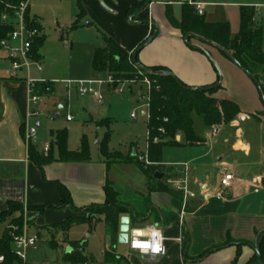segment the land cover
I'll return each instance as SVG.
<instances>
[{"label": "rangeland", "instance_id": "1", "mask_svg": "<svg viewBox=\"0 0 264 264\" xmlns=\"http://www.w3.org/2000/svg\"><path fill=\"white\" fill-rule=\"evenodd\" d=\"M80 1L86 11L82 24L93 23V27L71 30L80 13L78 0H32L30 6L31 18L37 19L44 28L43 33L39 31L37 39L42 40L38 55L42 59L43 72L37 74L32 68L33 79L39 83H45L46 86L39 92L42 97L39 104L40 115L33 119L34 124H40V128L37 130L38 142L36 146L43 150L47 145H50L51 152L56 158L58 156V148L55 145L57 142L56 133L58 131L67 132L68 150L77 151L85 138L89 148L90 161L96 162L102 158L100 145L109 135V150L113 154L110 155L108 163L113 168L111 176L115 178L114 182L116 181L118 187L124 190L131 188L135 192L147 196L152 182L144 172L148 171L150 179H153L156 173L165 174V179L160 184L156 183V187H159L158 190L167 189V181L174 176V171L162 164L152 163L149 158L145 159L148 135L147 118L143 116L145 110H140L138 104L139 96L144 93L141 87L130 86V88L128 85L124 88L125 93L120 95L103 89L101 92L104 94L105 102L99 105L91 98L78 97L74 91L69 96L65 83L73 80H107V73H98L93 67L95 52L105 47L103 35L106 34L114 40L117 38L126 43L135 42L144 35L143 40L141 39V42L133 50L135 52L152 38L148 30L149 27L145 24L147 23L145 19L150 16L155 20L159 32L155 40L140 52L139 61L141 63L150 65L153 61L164 58L175 64L184 62L187 65L186 72L191 77H195L201 71L200 59H187L180 54V51L172 47L164 7L147 8L140 21L144 24L131 26L127 19L126 24L123 25L116 20L114 14L118 13L116 11L118 8H111L108 0ZM123 1L116 0L118 5ZM176 1L181 3L183 0ZM189 1L171 6L176 20H181L183 6H191ZM191 1L197 5L201 3L208 5L205 14L206 20L211 23H228L233 38L240 31L242 8L251 6L254 8L252 9L254 23L262 27L264 37V0ZM123 16L127 18L126 12L123 13ZM211 53V59L202 56L201 60L207 61L210 68H217L220 71L225 88L222 94L225 95V99L234 102L240 101L245 111H254V96L258 100L261 96L255 82L240 70L255 90V95L252 98L242 80L236 76L224 75L225 68L220 55L214 51ZM2 55L3 53L0 52V65L3 62ZM188 68L192 69L188 70ZM260 80L263 84L264 78H260ZM54 87L55 92L53 93ZM68 101L69 107H67ZM60 106L63 107V110L59 109ZM132 113L137 115L135 120L131 119ZM68 117H72V122H68ZM239 128L252 131L260 127L257 122L250 120L240 125ZM194 129L196 136L203 141V145L194 148H167L164 152L163 163L165 165L190 164V175L195 176L198 180L193 184L192 189L198 193L202 184L216 186L219 182L223 173L222 166L228 163L233 156L231 147L236 131L231 126H225L215 133L206 128L202 119L197 116H194ZM209 134L212 135V138H208ZM171 140L183 143L181 134H177ZM165 141L168 142L170 139H165ZM41 155L49 159L45 154L41 153ZM141 157L144 158V161L140 160ZM222 158L223 160L220 161ZM197 164L200 165L199 168H197ZM114 166H117L116 169ZM194 169L197 170L194 171ZM207 174L211 175L210 180H208ZM112 204L124 205L118 199L114 200ZM16 213L19 214L17 218L19 225L15 224L12 227L18 232L14 235H21L25 229H28L30 235L39 236L35 248L28 251L29 264H125L127 259L130 262L135 261V264L139 263L133 258L128 244L121 245L119 240L113 242L111 231L103 218L99 220L87 219L86 222L74 224L67 229H59L58 225L44 229L43 227L48 226L47 220L42 219L35 225L37 218L35 212L21 206ZM78 214L76 212V215L71 218H77ZM125 216L138 223L135 216L129 214ZM15 219V217L11 219L10 223H0V239L4 237ZM83 250L85 253H82ZM105 252L113 254L112 263L105 261Z\"/></svg>", "mask_w": 264, "mask_h": 264}, {"label": "crops", "instance_id": "2", "mask_svg": "<svg viewBox=\"0 0 264 264\" xmlns=\"http://www.w3.org/2000/svg\"><path fill=\"white\" fill-rule=\"evenodd\" d=\"M108 1L111 8H118L116 10L118 13H115L114 16L120 24H126V19L131 26L144 24L140 22L144 12L137 15L133 19V23L129 22L130 17L127 15V11L131 7L143 0H124L120 5H118L116 0ZM186 2L187 0L181 3L176 0L164 2L162 0H152L151 5L147 8L155 6L164 7L166 15L168 6L173 7ZM190 2L194 3L191 0L188 3ZM31 4L32 0L30 6ZM201 5L204 6L203 16L206 20L205 14L208 5L204 3H201ZM243 8L254 9L251 6ZM124 12H126L127 18L123 16ZM28 15L30 20L35 22L40 28V32L43 33L44 28L40 22L37 19L31 18V9H29ZM145 20L147 21L145 24L148 25L150 33L152 34L153 29L156 31V35L152 40L153 42L159 30L155 25L153 17L150 16ZM166 20L172 47L180 51V54L187 59H200L201 71H199V75L191 77L186 72V63L175 64L165 58L151 61L152 64L145 65L139 61L138 55L139 64L146 68L165 67L170 74L189 88H208L217 84L218 71L216 68H210L207 61L201 60L202 56L206 55L188 47L180 31L171 26L167 17ZM89 26L93 27L94 24L85 22V25L81 28ZM100 26L102 25L100 24ZM143 36L132 43H126L117 38L113 40L129 54H134L136 51L133 52V50L141 42ZM190 42L192 45L198 46L208 52L210 56L212 55L211 51L219 54L221 60L223 59L224 75L228 74L230 77L236 76L242 80L247 86V92L251 93L253 98L255 90L252 88L250 81L244 78L241 74L243 71L236 64H232L230 58L228 59L224 56L213 45L195 39H192ZM0 52L3 53V62L0 65V215L9 210L10 203H17L26 209H40L47 206L58 208L61 204V196L57 184H61L68 189L75 209L85 210L93 206L104 207L107 203L104 189L109 184L112 186L114 192L118 194L117 199L122 204L128 206L132 211V215L138 220L137 223L129 219V228H145L155 225L162 230L166 239V255L157 260H148L139 253L131 251L133 258L138 260L140 264H260L255 252V246L259 234L264 232V103L261 96L260 100L262 104L254 96V111L250 112L245 111L240 101H236L239 104L242 115L229 125L236 131L233 138L234 143L231 147L233 156L228 163L222 166L223 173L216 186L202 184L199 192L196 193L192 189V186L198 180L195 176L190 175V187L195 194V198L190 199L184 209L183 195L181 193L170 189L168 186H166L167 189L162 190H158L159 187H156V183L160 184L165 177L163 180L157 181L154 179L155 175L153 179H150L149 173H146L149 180L152 181L147 196L137 193L131 188L124 190L118 187L115 183L116 181L114 182L115 178L111 176L113 168L109 166L108 161L103 157L96 162L90 160L84 163L63 162L60 159L59 149L58 156L54 158L51 146L49 145L50 151L45 155L52 159L53 162L43 167L36 165L30 158L29 147L26 142L28 88L25 81L26 73L14 74L6 60L5 52L1 49ZM35 60L41 65L42 59L39 55ZM191 69L188 68V70ZM35 73L41 74L36 71ZM222 86L224 87V82ZM223 91H225V88L216 96L220 100H225V95L222 94ZM67 107H69V101ZM59 109L63 110V107L60 106ZM250 120L257 122L260 128L252 131L239 128L240 125ZM30 125H35L37 129L40 128V124H34L33 120L30 121ZM37 142L36 140L31 145L37 152L44 154L43 150L37 148ZM55 145L58 148V142ZM166 149L163 151V156ZM163 156L161 164L169 170H173L174 176L180 174L183 169L179 165L182 164L165 165L163 163ZM222 160L223 158L220 159V161ZM188 163L193 164L195 162ZM188 165L190 173V164ZM196 166L199 168L198 166L200 165L197 164ZM116 167L114 166L115 169ZM224 174H232L235 179L231 189L227 192L226 199L218 200L216 194L223 190L221 180ZM207 178L210 180L211 175L207 174ZM36 215L35 225L42 219L47 220L48 226H42L45 229L65 222L76 215V211L73 208L65 207L49 209L42 215H38L37 213ZM14 217L17 219L19 214L15 213L9 220L0 223H10ZM122 218H126V216ZM12 227L13 223L10 225V228ZM255 257L257 258L255 259ZM125 264H135V261L130 262L127 259V263Z\"/></svg>", "mask_w": 264, "mask_h": 264}, {"label": "trees", "instance_id": "3", "mask_svg": "<svg viewBox=\"0 0 264 264\" xmlns=\"http://www.w3.org/2000/svg\"><path fill=\"white\" fill-rule=\"evenodd\" d=\"M79 1V15L76 22L73 24L71 30H77L83 27L82 21L86 16V11ZM18 0H0V17L5 10L6 5L15 6ZM148 0H143L137 3L127 11L130 17L141 10ZM166 17L171 26L182 34L185 38L187 34H193L201 37L206 41L212 42L214 45L220 47L222 54L229 57L225 52H228L234 60L245 70L248 71L262 86L264 92V84L260 78H264V37L261 26L254 23V12L252 9L243 8L241 10V27L239 33L233 38L231 36L230 26L224 23L210 24L204 16L198 15L193 6H183L182 17L177 21L173 16V11L170 6L167 7ZM32 28L40 31V28L35 22L30 24ZM12 30V27L4 25L0 22V43L7 39V35ZM152 31V36L155 34ZM105 47L95 52L93 58L94 70L98 73H107L113 76L117 82H140L144 77L149 78L154 83V91L152 93L150 118L146 122L148 138L147 155L149 160L154 164L162 163L163 151L166 148H185L202 146L203 141L196 136L194 129V116L200 117L206 128L217 132L223 126H229L236 121L241 115V109L237 103L232 100H220L216 96L224 90V87L214 88L220 81L218 75V83L212 87L203 88L206 90L197 91L187 87L181 83L175 76H160L159 73H170L165 67H153L149 69L140 68L138 56L136 62H133V55L122 49L113 39L103 35ZM42 44V40H36L33 47L34 59L38 58V49ZM143 47V46H142ZM140 47V48H142ZM1 49V46H0ZM139 50V49H138ZM137 50V51H138ZM136 51V52H137ZM140 53V52H139ZM138 53V55H139ZM142 76H140V74ZM180 83L187 89L181 87ZM43 84L37 85V91L45 88ZM262 99V97H261ZM263 102V99H262ZM264 103V102H263ZM167 120V122H165ZM165 131V134L161 133ZM177 134H181L183 143H176L171 139L175 138ZM58 142V149L60 159L63 162L84 163L90 160V153L86 139L81 142V146L77 152H70L67 148V132L58 131L56 133ZM158 138L159 143H154L153 139ZM165 139H170L166 142ZM109 135L101 143V156L108 161L110 155L109 150ZM29 155L31 160L43 167L51 162L52 159L44 158L37 150L30 145ZM148 173V171H145ZM61 204L58 208L54 206H47L40 209H28L38 215H42L49 209H60L65 207L73 208L79 216L77 218H69L65 222L58 224L59 229H67L74 224L86 222L88 216L92 219L103 218L105 224L111 231L113 242H116L120 233L121 218L125 215H132V211L126 205H113L112 202L118 198V194L114 192L111 185L107 184L105 187V195L107 198L106 206H93L85 210H78L73 207L72 198L68 189L57 184ZM21 205L17 203H10L9 210L0 215V222L9 220ZM19 220L13 221V226L19 225ZM66 223V224H65ZM63 228V226H65ZM18 234L17 230L13 228L12 233H6L0 239V255L5 257L2 264H14L16 259L13 254V235ZM83 253V252H82ZM81 255L83 256V254ZM260 254L264 260V237L260 243ZM105 261L112 263L114 256L110 252H105ZM257 257H255L256 259Z\"/></svg>", "mask_w": 264, "mask_h": 264}, {"label": "built area", "instance_id": "4", "mask_svg": "<svg viewBox=\"0 0 264 264\" xmlns=\"http://www.w3.org/2000/svg\"><path fill=\"white\" fill-rule=\"evenodd\" d=\"M31 0H18L15 6L6 5L5 10L1 14L0 22L4 25L12 27V30L7 35V39L3 40L0 43L1 50L6 54V60L9 63L12 72L18 74L21 72L26 73V84H27V132H26V142L28 147L36 142L37 140V127L35 125H30V121L34 118H37L40 115L38 110L41 98L40 94L37 91L39 83L35 81L31 75L32 68L36 72L42 73L43 69L33 56V47L35 41L39 37V30L32 28L28 13L30 9ZM190 5L193 6L198 13L202 16L204 14V6L201 4H195L190 2ZM142 76L141 73H139ZM68 93L75 92L78 97L85 99L91 98L99 105H102L105 102L104 94L101 90L106 89L113 92L116 95L125 93V87L140 86L142 93L139 96L138 104L140 105V110H145L143 116L149 120L152 93L154 91V83L147 77H144L140 82L130 81V82H117L113 76L108 75L107 80H73L65 83ZM130 87V88H131ZM145 88V89H143ZM137 118L136 113L131 114V119L135 120ZM68 122H72V117H68ZM167 122V120H165ZM162 134H165L164 130H161ZM148 135V134H147ZM212 135L209 134L208 138H211ZM149 138V136H148ZM154 143H159L158 138L153 139ZM50 151V146L47 145L43 149L44 154H48ZM147 154V152H146ZM145 159H148L146 155ZM141 161H144V158H140ZM147 162V160H146ZM183 170L180 174L173 176L167 181V186L183 195V206L184 209L187 206V202L190 199L195 198V194L192 192L190 184L191 178L189 173V165L182 164L179 165ZM234 176L232 174H224L221 180V187L223 190L216 194L218 200H225L227 192L232 187L234 181ZM153 232H159L163 237L162 240H159V237H154ZM159 240L161 245L160 251H153V248L156 246V241ZM39 241L37 235H30L28 229H25L24 233L21 235H13V254L15 256L14 264H29L28 262V251L35 248ZM166 239L163 236L162 230L155 226L150 225L143 229L129 228L128 233V245L131 251L139 253L144 258L148 260H157L158 258L164 257L166 255ZM139 244H149L150 247L145 251L139 246H134ZM5 261V257L0 255V264Z\"/></svg>", "mask_w": 264, "mask_h": 264}, {"label": "water", "instance_id": "5", "mask_svg": "<svg viewBox=\"0 0 264 264\" xmlns=\"http://www.w3.org/2000/svg\"><path fill=\"white\" fill-rule=\"evenodd\" d=\"M183 1H185V0H183ZM151 3H152V0H148V2L146 3V5H145L141 10H139L137 13H135L133 16L130 17L129 22H130V23H133V19H134L137 15L142 14V13L144 12V10H145L148 6L151 5ZM155 35H156V32H155V34L152 36V38L148 41V43H147L145 46L149 45V44L152 42V40L154 39V36H155ZM192 39L198 40V41L203 42V43H206V44L213 45V46L217 47L219 50H222L220 47L214 45L212 42L206 41V40H204L203 38L198 37V36H195V35H193V34H187V35L185 36V38H184V40H185V44H186L188 47H190V48H192V49H194V50H197V51H200V52L204 53L209 59H211L210 54H209L208 52H206L205 50H203L202 48H200V47H198V46H195V45H192L191 42H190ZM145 46H143V47L140 48L137 52L134 53V55H133V62H136V58H137V56H138V53H139V52H140ZM225 53H226L227 56L233 61L234 64H236V65H237V66H238V67H239V68H240L245 74H247V75H248V76H249V77L255 82V84L257 85V88H258V90H259V93H260V95H261V97H262V99H263V102H264V92H263V89H262L261 84H260V83H259V82H258V81H257L252 75H251V74H249L247 70H245L244 68H242V67H241V66H240V65L234 60V58H233L228 52H225ZM212 62H213V61H212ZM213 63H214V62H213ZM140 68L144 69L142 66H140ZM216 70H217L218 73H219V76H220V82H219L216 86H214V87H212V88H208L207 90L214 89V88H219V87H221L222 84H223V79H222V76H221V74H220V71H219L217 68H216ZM158 75H160V76H170V77L173 76V75L170 74V73H159ZM180 85H181L182 88L187 89V88H185L181 83H180ZM192 89L197 90V91L206 90V89H203V88H192ZM60 109H62V108H60ZM164 177H165L164 174L156 173L155 176H154V179L157 180V181H161V180L164 179ZM88 219H92V216L89 215V216H88ZM97 219H98V218H97ZM129 224H130V220H129L128 218H122V219H121V228H120V235H119V243H120L121 245H127V244H128ZM12 232H13V228H10V229L8 230L7 233H12ZM263 237H264V232H262V233L259 234V236H258V238H257L256 246H255V252H256V255H257L258 259H259L260 264H264V260L262 259L261 254H260V243H261V240H262ZM69 251H70V250H69ZM82 252L85 253L84 250H83Z\"/></svg>", "mask_w": 264, "mask_h": 264}, {"label": "clouds", "instance_id": "6", "mask_svg": "<svg viewBox=\"0 0 264 264\" xmlns=\"http://www.w3.org/2000/svg\"><path fill=\"white\" fill-rule=\"evenodd\" d=\"M153 236L159 237V240L163 239V237L161 236V234L159 232H153ZM159 240L156 241V246L153 248V251H160L161 250V245H160ZM134 246H139L145 251L150 247L149 244H139V245L134 244Z\"/></svg>", "mask_w": 264, "mask_h": 264}]
</instances>
